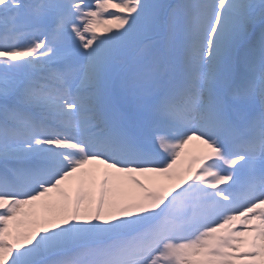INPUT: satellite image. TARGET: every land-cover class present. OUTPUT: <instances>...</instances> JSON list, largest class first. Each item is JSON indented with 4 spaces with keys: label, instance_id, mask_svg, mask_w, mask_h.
<instances>
[{
    "label": "snow or ice",
    "instance_id": "6c2138e0",
    "mask_svg": "<svg viewBox=\"0 0 264 264\" xmlns=\"http://www.w3.org/2000/svg\"><path fill=\"white\" fill-rule=\"evenodd\" d=\"M0 264H264V0H0Z\"/></svg>",
    "mask_w": 264,
    "mask_h": 264
},
{
    "label": "rangeland",
    "instance_id": "374dc122",
    "mask_svg": "<svg viewBox=\"0 0 264 264\" xmlns=\"http://www.w3.org/2000/svg\"><path fill=\"white\" fill-rule=\"evenodd\" d=\"M185 152H186V154H187L188 152H191L193 155H195V154H197V152H198V146L195 145V144L190 145V146L185 150ZM185 160H186V158H185L184 161H183L184 165H185V163H186Z\"/></svg>",
    "mask_w": 264,
    "mask_h": 264
}]
</instances>
